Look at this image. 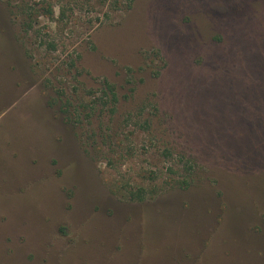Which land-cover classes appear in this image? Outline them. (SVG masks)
I'll use <instances>...</instances> for the list:
<instances>
[{
	"label": "rangeland",
	"instance_id": "obj_1",
	"mask_svg": "<svg viewBox=\"0 0 264 264\" xmlns=\"http://www.w3.org/2000/svg\"><path fill=\"white\" fill-rule=\"evenodd\" d=\"M0 264H264V0H0Z\"/></svg>",
	"mask_w": 264,
	"mask_h": 264
},
{
	"label": "trees",
	"instance_id": "obj_2",
	"mask_svg": "<svg viewBox=\"0 0 264 264\" xmlns=\"http://www.w3.org/2000/svg\"><path fill=\"white\" fill-rule=\"evenodd\" d=\"M126 4V7H130L134 0H123ZM30 26V24H29ZM129 70V69H128ZM103 85L106 88L107 92L110 93V102L115 103L117 101V96L114 91V85L109 83L107 80H103ZM145 196V190L143 188H137L135 191H128V199L131 200H142Z\"/></svg>",
	"mask_w": 264,
	"mask_h": 264
}]
</instances>
